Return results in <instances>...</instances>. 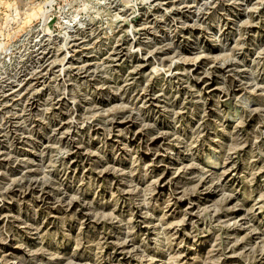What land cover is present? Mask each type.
<instances>
[{"label":"rangeland","instance_id":"rangeland-1","mask_svg":"<svg viewBox=\"0 0 264 264\" xmlns=\"http://www.w3.org/2000/svg\"><path fill=\"white\" fill-rule=\"evenodd\" d=\"M0 264H264V0H0Z\"/></svg>","mask_w":264,"mask_h":264},{"label":"bare ground","instance_id":"bare-ground-1","mask_svg":"<svg viewBox=\"0 0 264 264\" xmlns=\"http://www.w3.org/2000/svg\"><path fill=\"white\" fill-rule=\"evenodd\" d=\"M172 1V0H171ZM210 56V55H209ZM201 58L203 57V54H202V56H200Z\"/></svg>","mask_w":264,"mask_h":264}]
</instances>
